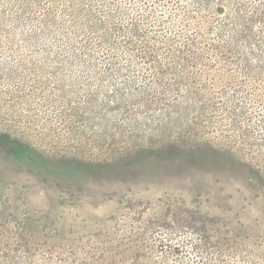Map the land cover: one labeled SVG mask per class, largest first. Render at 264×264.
<instances>
[{
	"label": "rangeland",
	"instance_id": "374dc122",
	"mask_svg": "<svg viewBox=\"0 0 264 264\" xmlns=\"http://www.w3.org/2000/svg\"><path fill=\"white\" fill-rule=\"evenodd\" d=\"M85 20L0 47V264H264V0Z\"/></svg>",
	"mask_w": 264,
	"mask_h": 264
},
{
	"label": "trees",
	"instance_id": "16d2710c",
	"mask_svg": "<svg viewBox=\"0 0 264 264\" xmlns=\"http://www.w3.org/2000/svg\"><path fill=\"white\" fill-rule=\"evenodd\" d=\"M56 8L54 4H48L47 0H0V40L1 48H11L21 45H42L48 43L44 40L56 37H66L70 34H83L87 27L86 19L90 20L91 26L97 22L94 39L102 36L99 24L102 21L111 20L112 16L124 7L126 0L114 2V0H59ZM229 15H232V7L229 5ZM224 12V11H223ZM104 19H99L98 15ZM197 16L194 14L193 16ZM207 15L200 14L197 19L204 21ZM101 21V22H99ZM58 24L56 27L54 24ZM16 36H23V40L11 39ZM72 39V38H71ZM100 41V40H99ZM68 45V44H67ZM76 51H79L77 44H72Z\"/></svg>",
	"mask_w": 264,
	"mask_h": 264
}]
</instances>
